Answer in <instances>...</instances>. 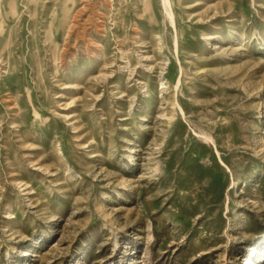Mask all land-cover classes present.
Listing matches in <instances>:
<instances>
[{
    "label": "rangeland",
    "instance_id": "obj_1",
    "mask_svg": "<svg viewBox=\"0 0 264 264\" xmlns=\"http://www.w3.org/2000/svg\"><path fill=\"white\" fill-rule=\"evenodd\" d=\"M0 0V264H264V0Z\"/></svg>",
    "mask_w": 264,
    "mask_h": 264
},
{
    "label": "bare ground",
    "instance_id": "obj_2",
    "mask_svg": "<svg viewBox=\"0 0 264 264\" xmlns=\"http://www.w3.org/2000/svg\"><path fill=\"white\" fill-rule=\"evenodd\" d=\"M165 10L168 14V18L171 20V23L174 24V11L172 6V0H163Z\"/></svg>",
    "mask_w": 264,
    "mask_h": 264
}]
</instances>
